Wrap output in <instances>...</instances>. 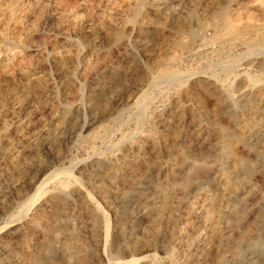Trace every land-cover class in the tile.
I'll use <instances>...</instances> for the list:
<instances>
[{
    "label": "rangeland",
    "instance_id": "374dc122",
    "mask_svg": "<svg viewBox=\"0 0 264 264\" xmlns=\"http://www.w3.org/2000/svg\"><path fill=\"white\" fill-rule=\"evenodd\" d=\"M263 236L264 0H0V264H264Z\"/></svg>",
    "mask_w": 264,
    "mask_h": 264
},
{
    "label": "bare ground",
    "instance_id": "6f19581e",
    "mask_svg": "<svg viewBox=\"0 0 264 264\" xmlns=\"http://www.w3.org/2000/svg\"><path fill=\"white\" fill-rule=\"evenodd\" d=\"M164 74H166V72L164 73ZM143 101V100H142ZM141 103V102H140ZM141 105V104H140ZM203 170V168L200 166H197V167H195L194 168V173L196 174V173H198V172H200V171H202ZM193 172L189 175V177H187L188 179H191L192 178V176H193ZM194 180V179H193ZM42 184H44V183H42ZM40 185V186H42L43 187V185ZM194 184H195V181H194ZM40 186H39V188H40ZM39 188H38V190H39ZM32 203H33V201L31 202L30 201V203H28V205L27 206H25V208H24V210L22 211V215H21V217L22 216H24V214H25V212H26V210H27V208L29 207V204H31L32 205ZM105 221V220H104ZM104 223V222H103ZM107 224V223H106ZM264 237V236H263ZM243 238L244 237H241L240 238V242L243 240ZM240 242H238V243H240ZM242 245H244V243L242 244ZM45 264V263H44Z\"/></svg>",
    "mask_w": 264,
    "mask_h": 264
}]
</instances>
